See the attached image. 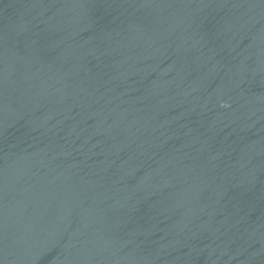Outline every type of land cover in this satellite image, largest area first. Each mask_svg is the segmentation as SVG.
<instances>
[{"label":"water","instance_id":"1","mask_svg":"<svg viewBox=\"0 0 264 264\" xmlns=\"http://www.w3.org/2000/svg\"><path fill=\"white\" fill-rule=\"evenodd\" d=\"M0 264H264V0H0Z\"/></svg>","mask_w":264,"mask_h":264}]
</instances>
